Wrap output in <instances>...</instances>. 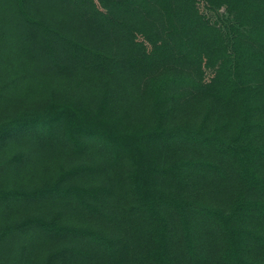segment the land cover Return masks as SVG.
Listing matches in <instances>:
<instances>
[{
  "label": "trees",
  "instance_id": "trees-1",
  "mask_svg": "<svg viewBox=\"0 0 264 264\" xmlns=\"http://www.w3.org/2000/svg\"><path fill=\"white\" fill-rule=\"evenodd\" d=\"M0 264H264V0H0Z\"/></svg>",
  "mask_w": 264,
  "mask_h": 264
}]
</instances>
